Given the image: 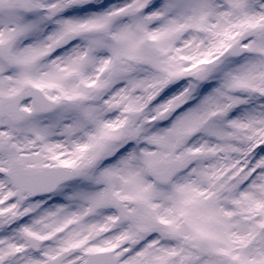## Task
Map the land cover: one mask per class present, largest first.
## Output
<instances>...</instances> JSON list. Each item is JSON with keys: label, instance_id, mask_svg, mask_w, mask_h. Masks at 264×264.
I'll return each instance as SVG.
<instances>
[{"label": "snow or ice", "instance_id": "obj_1", "mask_svg": "<svg viewBox=\"0 0 264 264\" xmlns=\"http://www.w3.org/2000/svg\"><path fill=\"white\" fill-rule=\"evenodd\" d=\"M0 264H264V0H0Z\"/></svg>", "mask_w": 264, "mask_h": 264}]
</instances>
